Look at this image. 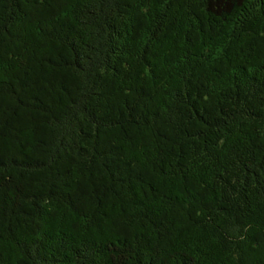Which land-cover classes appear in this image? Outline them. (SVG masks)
I'll return each mask as SVG.
<instances>
[{"label":"trees","instance_id":"16d2710c","mask_svg":"<svg viewBox=\"0 0 264 264\" xmlns=\"http://www.w3.org/2000/svg\"><path fill=\"white\" fill-rule=\"evenodd\" d=\"M0 264H264V0H0Z\"/></svg>","mask_w":264,"mask_h":264}]
</instances>
